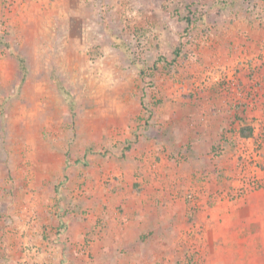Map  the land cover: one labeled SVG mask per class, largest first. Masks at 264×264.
<instances>
[{
  "label": "rangeland",
  "instance_id": "1",
  "mask_svg": "<svg viewBox=\"0 0 264 264\" xmlns=\"http://www.w3.org/2000/svg\"><path fill=\"white\" fill-rule=\"evenodd\" d=\"M259 49L264 55V0H0V245L3 237L10 245L0 253L6 264L91 262L92 234L107 227L103 214L124 212L120 200L130 194V177L144 174L139 167L169 176L173 170L157 167L175 166L185 179L180 196L190 216L206 215L210 194L236 170L235 161L228 175L215 165L221 144L234 151L243 139L233 132L224 143L213 140L217 117L209 103L221 102L224 87L237 81L241 55ZM229 71L235 73L228 77ZM194 160L191 176H200L188 180ZM210 174L221 177L218 188ZM195 192L197 209L188 199ZM263 198L264 191L233 206L244 216ZM76 214L93 224L80 243L67 237ZM235 223L239 248L204 246L203 225L194 221L182 230V248L168 250L157 264H264V249L249 247L264 225L240 215Z\"/></svg>",
  "mask_w": 264,
  "mask_h": 264
},
{
  "label": "crops",
  "instance_id": "2",
  "mask_svg": "<svg viewBox=\"0 0 264 264\" xmlns=\"http://www.w3.org/2000/svg\"><path fill=\"white\" fill-rule=\"evenodd\" d=\"M258 51L260 49L251 54L241 55L239 60L241 63L238 61L241 66H238L237 72H228V77H231L233 73L237 74V81H233L224 87L227 89L224 90V93L227 95L222 97L221 102L214 97L210 100L212 117H217L211 125L212 129L210 127L214 131L212 133V135L214 134V141L220 140L219 142L222 143V138L231 136L233 132L236 133L234 138L242 137L240 134L242 126L252 127L251 139L253 138L255 141L264 140V55L259 54ZM257 55H261L262 58L257 59ZM244 57L248 60L251 58L249 64L243 63ZM256 64L257 67H255ZM221 146L224 147V150H222L221 156L217 157L219 159L215 165L228 175L229 165L234 162V159L231 158L233 149L231 145L221 144ZM133 165L135 166V164ZM191 165L190 171L187 174L184 172V174L187 178L189 177L188 180H198L200 174L196 173L194 178L191 176L192 170L198 163L194 160ZM157 168L160 172H163L164 169L173 170V172L169 176L166 172L154 176L153 173L146 172L145 167H139L141 173L144 172V174L130 177L128 180L130 182V194L121 197L123 200H120L121 203L124 202V212L113 211V214H103L108 221L107 227L99 234H96L99 231L97 228L96 233L92 234L94 241L90 245L89 251L92 252L93 258L91 262L86 264H147L146 261L148 264H157L159 261L163 262L164 257L169 255L168 250L182 248V241H180L182 230L183 228L191 230L194 227V221L197 225H203L206 242L204 246L217 249L222 243L233 247V249L239 248L241 241L238 240L237 234H242V232L235 223L239 215L249 217L250 220L253 217L254 221L264 225V204L256 200H254V204L248 205V210H244L243 216L242 208L233 206L238 200L221 201L209 198L205 208L207 216L197 215L195 211L194 219H192L189 204L180 196V184L182 180H185L182 173L174 174L175 166L173 165L166 168L163 164ZM132 172L136 173V170H132ZM210 176V184L215 183L216 187L214 188H218L217 185L222 181L221 177L217 179L213 174ZM202 180H207L205 175ZM262 191L264 188L252 194ZM256 202L259 203L256 204ZM189 218L192 219L190 224ZM83 223L80 215L76 214L71 217L67 237L71 238L72 242L80 243L84 236V230H91L88 226L91 227L93 224L85 223L86 225H84ZM192 224L193 226H191ZM250 225L252 222H248V226ZM170 235L171 237H169ZM175 236L176 240H174ZM2 241L4 243L2 242L1 245L6 247V251H9L8 240L5 243L3 237ZM255 241L256 244L249 246L252 247L254 253L260 248L264 249V233L258 236ZM66 242L68 245V241ZM66 244L63 243V247H66ZM79 246L81 244L77 245V247ZM73 247L76 248V246ZM101 258L105 259L106 262L101 263ZM41 263L44 264V262ZM0 264H6L1 253Z\"/></svg>",
  "mask_w": 264,
  "mask_h": 264
},
{
  "label": "built area",
  "instance_id": "3",
  "mask_svg": "<svg viewBox=\"0 0 264 264\" xmlns=\"http://www.w3.org/2000/svg\"><path fill=\"white\" fill-rule=\"evenodd\" d=\"M242 138L233 151L235 173L226 187L210 194L213 199L235 201L264 188V140ZM198 197L200 198V194L197 192L188 195L194 209L201 206Z\"/></svg>",
  "mask_w": 264,
  "mask_h": 264
},
{
  "label": "trees",
  "instance_id": "4",
  "mask_svg": "<svg viewBox=\"0 0 264 264\" xmlns=\"http://www.w3.org/2000/svg\"><path fill=\"white\" fill-rule=\"evenodd\" d=\"M190 23V20H187ZM20 62L23 64V60L20 59ZM252 127L251 126H242L240 129V134L242 137H250L252 135Z\"/></svg>",
  "mask_w": 264,
  "mask_h": 264
}]
</instances>
